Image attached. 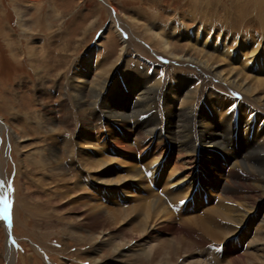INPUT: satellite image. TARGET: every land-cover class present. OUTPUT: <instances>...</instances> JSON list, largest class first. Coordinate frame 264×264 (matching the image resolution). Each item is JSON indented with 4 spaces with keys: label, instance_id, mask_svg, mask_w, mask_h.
Listing matches in <instances>:
<instances>
[{
    "label": "bare ground",
    "instance_id": "1",
    "mask_svg": "<svg viewBox=\"0 0 264 264\" xmlns=\"http://www.w3.org/2000/svg\"><path fill=\"white\" fill-rule=\"evenodd\" d=\"M256 1L258 6L264 7V0ZM135 15L132 16L134 26L129 28L131 31L134 32L135 27H138L136 30L146 43L174 59L183 58L184 62L193 67V72L200 75L202 84H214L218 87L214 81H220L227 91L212 89L208 95L205 87L203 88L204 84L190 91L185 83L195 85L196 80L188 75H180L175 86L171 84L172 80L169 82L157 73L150 76L135 72L124 76L126 55L130 46H133L131 41L134 34L119 24L116 29L122 36L123 43L118 57L108 62L104 57H97V43L76 61L67 70L71 73L69 81H72V85L67 84V113L75 126L69 134L63 136L55 133L45 135L56 139H53L54 143L62 147L68 154L69 161L77 166L76 174L80 176L81 173L83 179L87 180L84 182L80 178L75 179V184L69 185L63 192L68 196L67 202L73 203V209L85 214L80 220L65 219L71 228L70 234L75 235L73 228L85 226L88 231L100 228L103 233L110 234L112 239L121 237L120 240L133 243L149 239L154 244L156 242L155 246L152 244L150 248L131 255V260L144 259L149 264L156 259L158 264H180L179 261H188L189 264H222L223 261V264H264V50L260 42L248 45L247 41L240 39L238 44L241 47L236 48L238 50L235 52L226 41L224 43L216 38L212 39L209 32L206 38L201 39L197 29L178 31L177 28H172L174 25H149L145 21L141 22L138 14ZM262 16L259 17L264 26ZM139 23H142V27L137 26ZM171 31L173 34H170ZM173 37L185 38L188 41L187 48L180 50L173 43ZM209 46L213 53L204 51L203 48L209 49ZM46 48L44 47L42 55L48 52ZM247 52H251V55L246 56ZM29 56H35L34 49ZM36 58L40 61L41 55L35 56ZM92 67H96L98 74H95L91 86H88L90 94H87L91 100L93 98L89 102L85 99L88 90L81 91L83 88L79 85H85L90 74L87 70H93ZM118 73L128 87L135 89L138 97L134 102L128 100L120 88ZM145 85L148 87L144 88ZM163 96L164 100L161 98ZM167 98L172 101L178 99L181 110L176 111ZM203 103L209 104L222 122L209 120L200 108ZM149 113L151 117L148 120V131H143V125L141 128L133 127L138 122L132 124L128 119ZM110 123H118L121 133L127 136L125 140L118 134L112 140L122 157H128L140 148L144 150L142 146L147 148L155 139H159L161 143L165 141L167 146L170 143L166 141L168 137L176 142L172 141L171 149L165 146L164 151L157 154L159 156L145 161V168L142 166L144 169L138 166L137 160L128 163L124 159H116L117 164L128 167L127 175H122L114 168V160L103 155L105 147L89 137L98 133L97 130L109 129ZM164 123L166 129L163 127ZM251 134L253 141L240 137ZM134 136H141V141L133 143L131 140ZM226 138H233L237 148L232 149L234 147L228 146L229 144L225 146L223 143ZM175 152L178 153L177 161L173 163L172 153ZM200 158L207 162L201 168L208 173L203 171L202 176L191 169L193 163ZM172 164L173 167L167 170ZM148 177L154 182L151 187H158L160 193L149 190L147 196L138 197L129 192L132 185L146 191L149 188ZM86 184L103 195H115L122 191L125 192L124 195L132 194L136 196L133 198L137 202L125 208L119 202L115 207H110L90 194L86 195L87 199H80L84 195L76 193L79 190H89ZM113 186L115 187L112 188ZM207 186L210 190H219L215 193L217 201L208 207L203 203L206 196L210 197L206 192ZM168 200L169 204L181 206L178 207L179 215L195 212L197 208H204L206 214L186 216L178 224L166 205ZM159 231L163 232L162 236L157 235ZM184 232L189 236H185ZM212 241L223 242L214 248L216 250L213 249L214 256L205 251L212 260L209 257V260L201 259L205 255L201 250L202 246ZM240 249H244L243 252ZM118 250L116 247L112 253L125 256L124 252ZM227 250L233 252L228 253ZM221 253L222 256L219 255ZM9 264H12L10 259Z\"/></svg>",
    "mask_w": 264,
    "mask_h": 264
},
{
    "label": "rangeland",
    "instance_id": "2",
    "mask_svg": "<svg viewBox=\"0 0 264 264\" xmlns=\"http://www.w3.org/2000/svg\"><path fill=\"white\" fill-rule=\"evenodd\" d=\"M259 7L263 6H258L256 0H0V264H9V259L12 264H149L144 259L131 260V255L150 248L152 244L155 246L156 242L154 244L149 239L134 243L120 240L121 237L112 239L110 234L103 233L100 228L88 231L85 226L73 228L75 235L70 234L71 228L65 219L80 220L85 214L82 215L80 210L73 209V203L67 202L68 196L63 192L69 185L75 184V179L80 178L84 182L87 180L83 179L81 173L80 176L76 174L77 166L69 161L66 151L54 143L56 139L45 136L50 133L63 136L69 134L75 126L67 113V84L72 85V81H69L71 73L67 70L97 43V57H104L107 62L118 57L123 42L116 26L119 24L131 31L129 28L134 26L132 16L135 14L140 16L141 22L145 21L149 25H174L172 28H177L178 31L197 29L201 39L206 38L209 32L212 39L227 42L235 52L238 50L236 48L241 47L238 44L240 39L247 41L248 45L260 42L264 50V26L259 17H264V7ZM141 25L142 23L137 24L142 27ZM137 28L134 29L135 33L131 31L134 34L131 41L133 46H130L126 55L128 63L126 62L123 68L124 76L135 72L150 76L157 73L169 82L172 80L171 84L175 86L180 75H188L196 80L195 85L185 83L190 91L200 84L203 86L200 75L193 72V67L184 62L183 58L174 59L146 43ZM170 34H173V31ZM172 41L182 51L188 46V41L182 37H173ZM44 47H47L48 52L42 55ZM210 48L209 46V49H203L213 53ZM32 49L35 56L41 55L40 61L37 58L36 60L35 56H29ZM250 53L247 52L246 56L251 55ZM87 71H90L88 80H85V85L79 86L83 88L81 91H89H85V99L90 102L93 98L91 100L88 95V86H91V80L98 71L96 67ZM117 75L125 97L131 102L137 100L135 89L128 87L119 73ZM214 83L218 87L214 84H204L203 88L205 87L208 95L212 89L227 91L222 82ZM74 84H77V81H74ZM161 98L164 100L165 96ZM168 102L176 111L181 110L178 99L172 101L169 98ZM203 105H200V108L209 120L221 121L209 104ZM150 117L149 113L140 115L139 119H128L132 124L138 122L137 125L133 124V127L141 128L143 125V131H148ZM108 126L111 129L97 130L98 133L89 137L105 147V151L102 150L103 155L114 160V168L122 175H127L128 167L121 163L118 165L116 159H124L128 163L137 160L138 166L144 169V162L161 154L167 146L165 141L161 143L159 139H155L147 148L142 146L144 150L140 148L128 157H122L112 140L118 134L125 140L127 136L121 133L118 123H110ZM163 127L166 129L165 123ZM137 137L134 136L131 141L140 142L141 136L139 139ZM240 137L252 141L254 139L252 134ZM166 141L170 142L167 143L169 149L171 144L176 142L169 137ZM224 141L225 146L229 144L228 146L234 147L232 149L237 148L233 138H226ZM177 155V152L172 153L173 163L177 161ZM165 158L166 156L163 159ZM206 163V159L200 158L193 163L194 168H190L202 176L204 170L201 166L205 167ZM64 167L70 168V172H66ZM147 179L150 189L144 191L132 185L131 191H127L138 197L147 196L149 190L160 193L158 187H151V184L154 185L152 179ZM218 191L217 188L210 190L207 186L206 192L210 197L205 195L207 199H203L206 207L217 201L215 193ZM80 193L84 195V198L80 199H87L86 195L90 194L110 207H115L119 202L118 204L128 208L137 202L134 201L133 197L136 196H133V193L124 195L123 191L115 195H103L90 186L89 190H79L76 194ZM169 203L170 200L166 205L178 224L186 216L206 214L204 208H197L195 212L179 215L178 207L181 206ZM162 233L159 231L157 235L162 236ZM184 235L189 236L187 232H184ZM222 242L212 241V244L202 246L201 250L205 255V251H209L213 254L211 256H214V248ZM116 247L119 248L118 251L124 252L125 256L113 254L112 250ZM243 250L240 249L242 252ZM202 252L199 250L200 254ZM205 255L201 259L209 257L212 260L211 256ZM219 255L222 256L223 253ZM154 262L152 264H158V259ZM178 263L189 264L188 261Z\"/></svg>",
    "mask_w": 264,
    "mask_h": 264
}]
</instances>
